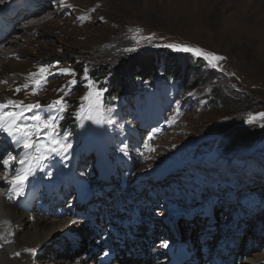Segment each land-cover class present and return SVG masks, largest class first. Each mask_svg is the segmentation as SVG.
Segmentation results:
<instances>
[{
    "label": "rangeland",
    "instance_id": "obj_1",
    "mask_svg": "<svg viewBox=\"0 0 264 264\" xmlns=\"http://www.w3.org/2000/svg\"><path fill=\"white\" fill-rule=\"evenodd\" d=\"M216 2L64 0V5L57 9L60 0H52L46 12L48 24L30 31L15 50L10 49L17 56L7 58L1 67L0 87L5 90L0 92V102L6 103L9 99L25 105L39 102L46 109L49 103L63 97L65 111H54L51 115L63 117L58 120V132L60 137L68 136L71 144L66 156L85 147L88 141L97 142L102 165L112 172V182L103 181L107 182L101 190L105 201L101 205L99 202L91 205L95 207L91 212L96 214L94 218L82 215L80 220L98 224L96 229L102 227L100 236H105L108 230L115 233L117 229L116 213L120 215L123 208L114 210L112 207L121 190H126L128 200L135 201L143 195L139 190L143 188L148 190L152 200L158 196L169 201L178 200V203H169L172 208L187 204L190 213L199 214L198 220H210L201 210L197 212L198 208L206 207L210 215L216 216L217 226L230 224L232 232L246 228L247 234L256 238L247 236L241 244L239 260L243 264H256V256L249 253H261L264 246V241L258 246L255 243L259 237L264 240V119L247 121L250 116L264 113V0H241L238 8L227 6L223 9L215 8ZM169 44L187 45L225 59L219 62L218 69L212 68L202 57L165 47ZM135 57L143 60L145 67L157 60L164 68L159 66L160 73L153 80L155 89L138 84L135 90L145 96L143 99L106 98L109 77L102 80L98 73L103 68L111 73L123 61ZM199 59L202 61L198 65L196 60ZM45 65H55L49 68L53 75L48 76V82L36 95H32L34 80L39 77H30V74L38 73ZM66 68L73 69L76 75L58 72ZM85 68L93 82L90 87L83 79ZM171 68L178 80L162 76L164 70L168 76ZM71 79H75L76 84L70 95H64L68 89L57 91ZM25 84L29 87L24 88ZM18 87L19 93L15 91ZM100 89L104 90L100 114L93 119H78L80 108H87L90 103L82 98ZM214 93L218 96L215 103L210 101ZM121 103L129 105L124 113ZM41 115H47L46 111H41ZM128 116H132L131 120ZM135 121L138 125L134 126ZM77 123L80 126L72 131ZM78 132L80 136L75 141L73 135ZM238 137L245 138L246 145L228 151L229 143ZM134 140L144 145L140 164L124 154L128 149L135 153L129 147V143L135 145ZM96 163L91 153L81 152L78 165L86 172L95 169ZM75 174L81 177L85 173L77 168ZM144 179L151 180V183L146 181L148 187ZM49 201L52 205L55 200ZM141 203L144 207L150 204L146 200ZM59 208L66 212L76 210L73 203L55 209ZM57 211L53 210V214ZM163 214L161 212L162 216L154 220L158 223L154 238L163 230L160 224ZM132 215L131 219L135 217L134 213ZM120 222L118 220V224ZM30 227L26 224L23 231ZM70 232L65 229L59 234L69 236ZM219 238L212 241L214 247L224 237ZM231 238L228 235L224 244L231 243ZM55 250L52 244V248L38 257L37 250L30 252L34 254L30 264L59 262V258L55 260ZM101 250L96 246V259ZM125 255V260L132 256L126 249L120 259ZM89 261L88 258L86 264Z\"/></svg>",
    "mask_w": 264,
    "mask_h": 264
},
{
    "label": "bare ground",
    "instance_id": "obj_2",
    "mask_svg": "<svg viewBox=\"0 0 264 264\" xmlns=\"http://www.w3.org/2000/svg\"><path fill=\"white\" fill-rule=\"evenodd\" d=\"M32 1L34 0H7L6 2L0 0V25L1 21H3L4 23H7V25L12 26L11 31L5 34L2 39H0V70H2L1 67L4 65V62L7 60V58L11 59L17 56L16 54H12L14 53V51H10V49L13 48V50H15L14 48H17V44L20 43L19 39H25V36L28 35L30 31L36 29L37 27H44L46 24H48V21H45L47 16L46 12L48 4L51 3L52 0L38 1L36 5V7L38 8L35 14L25 15V8H27V10H30L28 12L31 13V9L30 7H27V5H29ZM240 1L241 0H217V2L213 4V6L220 9H223V7L227 6L238 8L239 5L242 4H240ZM190 5L191 3L189 4V6ZM59 6L62 5L57 4V9H59ZM50 11L51 10H49L48 12ZM20 22L24 24L23 27H17L15 25V23ZM21 31L23 35L22 37H19V32ZM10 44L11 46H9ZM7 46H9L10 48L8 49V51H5L8 48ZM258 61V63L260 64V59H258ZM3 90H5V88L0 87V92H3ZM5 111H7V109ZM135 125L137 124L134 123V126ZM1 137L2 134H0V147H2L3 145L1 142ZM6 144L7 146H5ZM5 145V147L0 151V157H5L9 152H11L14 158V156L20 150L19 146H13L9 143V141H7ZM143 146V144L136 141L134 146L129 143V147H131L132 150L135 151V153H132L128 149L124 154L129 159L134 160L135 164H140L139 161L143 158V155L141 153H144ZM20 147L23 148L22 146ZM34 153V149L30 150L29 155H32ZM10 165L13 168H16L17 166L14 163L13 159L10 161ZM12 173L13 171H10V174L6 176L5 171L3 170V164L0 163V190L3 191L0 194V259H2V261L0 260V263L8 264L9 262H15L17 264H30L34 255L30 254V252L34 253L37 250L38 253L36 254V257H38V255L42 254L47 248H52V244H55V248L57 249L55 250V260L59 258V262L55 261V264H67V262L68 264H86V260H88V258L90 261L87 264H98V260H96V256H94L96 254L95 243L101 244V241H99V239L100 237L102 238V235L100 236L99 231H102V227L96 229L95 227L98 224L95 225V223H93V225H91L89 221L84 222L76 219L79 218V216H81L84 211L88 210L90 205L94 202H99V205L103 204L105 201L103 192H98L97 194L94 192L92 196L84 197L81 201V204H77V209L75 210V212H65L64 210H59L55 212V214H53V207L49 209L48 206L41 207L33 205L31 197L27 195L24 190L22 195L15 196L16 202H11V200H9L6 196L9 194L8 190L11 187V185L7 181L11 180L12 176H14ZM146 181H149L148 183H151V180H143L144 184H146V186L148 187ZM61 184L62 181L60 180H53L49 177H43L38 183V188L49 187L48 190L52 191L54 189V191L56 192ZM135 185H133L134 189H136V187H134ZM139 190H142L143 195L135 201L128 200V198L125 197L126 190H121V195L119 196L118 201L115 202L112 207V209L114 210H117L121 207L123 208V211L120 215L119 213H116L118 217L115 223L117 225L116 231L120 239L124 241V246L126 247V249L128 251H132L133 254H131L132 256L129 260L123 259V262H121L119 256H121L123 252L120 250V248H118V244L113 243L112 237H110L106 241V247L103 250H105L106 248H113L116 252V255L110 262H107L105 264H126L130 262L133 264H164V261H162L161 259L164 258L163 253H161L162 249L158 250L157 245L154 243L157 239L154 238V235L155 232H157L156 228L158 226V223H156L154 220L158 219L159 216H162L160 215L161 212H164L163 221H166L168 217H172L173 214H176L180 217L177 221L171 219L172 224L165 226L166 233H160L161 237L166 236L167 234L169 240H174L171 227L177 232L175 234L183 235V237L186 238V243L187 238L192 239L193 236L197 234L198 240L195 241V243L190 242L189 244L193 245L195 249L200 245L204 248L208 247L210 250H212L211 254L219 253V250L218 252H216L214 250V247L210 246L212 241L215 240L217 236L220 237L219 239H221V237H224L223 239H221V245L224 243L228 235L233 238L229 239L231 240V242L235 241V244L233 243L232 246V249L234 248L233 250L228 249L230 245L224 246L225 250H222L223 254H226L228 258H232L234 256L242 254V252L240 251L241 244L248 239L247 236H249V238L251 239L256 238L255 236H250V234H247L246 228L238 232H232L230 231V224L220 223V226H217L216 216L210 215L209 208H198L197 212L201 210V212H203L207 218H210V220H198L199 214L190 213L191 208L188 205L180 206L177 204L175 208H172L171 206H169V203H178V200L171 199V201H169V199L164 198V196H158L156 197V199L152 200L149 197L148 190H144L143 188ZM135 193L138 194L139 191H136ZM144 199L146 200V202L150 203L147 204V207H144L141 203L145 202ZM44 202L45 200L42 201V203ZM65 203H73V200H68L67 202L65 199H61L60 201H58L56 208L61 207ZM116 205H118V207H115ZM150 207L153 208L150 210ZM94 209L95 208H91V210L87 211L85 217L94 218V215L96 214L91 213ZM98 209H100L99 206L97 207V210ZM133 210L135 212H133ZM132 213H134L135 216L134 220L131 218L130 220H128L127 218L129 216H133ZM3 214H5L6 220H2ZM65 216L69 218L66 219ZM124 216L125 218H123ZM124 219H126L124 222L118 224V220ZM107 220L113 221L114 218H112L111 220L107 218ZM129 221L132 222L130 223ZM138 221V226H135V222ZM74 223H76L77 226H74ZM26 224L29 226L31 225V227L24 232L23 230L25 229L24 227H26ZM160 224L162 225L163 222H161ZM99 225L102 226V224ZM190 225L192 226L190 227ZM65 229L69 230V232L71 231L69 233L70 235L60 236L59 233H61L62 230ZM98 234L99 238L97 237ZM102 234L104 235V233ZM105 235L107 236L110 234L107 233ZM129 238L133 239L130 241L128 240ZM152 240L154 241L152 242ZM262 241H264L262 237H259L255 243L258 246V244L260 245ZM229 243L230 242H228L227 244ZM29 249H32L34 251H29ZM136 249H138V252L136 251ZM263 249L264 246L261 249V253H249L251 251L249 250L248 252H245L244 255H247L248 253L249 255H255V261L253 260L254 263L264 264V251H262ZM83 251L84 253H82ZM117 252H119L118 256ZM17 253H19L18 256L16 255ZM102 253L103 252L101 251L97 255V257ZM137 257H142V260L137 259ZM92 258L93 261H91ZM234 258L235 260L233 261V264L244 263L243 261L239 260V256ZM72 259L74 261H70ZM157 260L160 261L157 262ZM204 264L211 263L210 261H207Z\"/></svg>",
    "mask_w": 264,
    "mask_h": 264
},
{
    "label": "snow or ice",
    "instance_id": "obj_3",
    "mask_svg": "<svg viewBox=\"0 0 264 264\" xmlns=\"http://www.w3.org/2000/svg\"><path fill=\"white\" fill-rule=\"evenodd\" d=\"M60 4L64 5V0H60ZM165 47L172 51L191 53L194 56L202 57L209 66L212 68H219V62L223 61L225 57L219 56L213 53L204 52L201 49L190 48L187 45L169 44ZM125 51H134V49H125ZM50 67L55 65H45L39 68L38 73L30 74V77H39L34 80L32 95H36L37 92L48 82V76L53 75L49 71ZM61 75L75 76L76 73L71 68L58 69ZM83 79L88 82V86L92 85V81L89 79L88 69H84ZM76 84L75 79L69 80L65 85L61 86V89L57 91L64 92V95L71 94V88ZM29 85L25 84L24 88H28ZM17 93L21 91L18 87L15 89ZM102 89L90 92L89 95L83 97V100H89L87 108L81 107L77 113V118L93 119L94 116H98L101 112L102 104L101 97L103 95ZM66 101L61 97L47 105L44 109L42 105L37 102L36 104L25 105L22 101H13L9 99L6 103H0V133H4L11 139L12 143L16 146H22L24 149V155L18 159L19 167L13 168L10 165V161L13 159L12 153L9 152L7 156L0 157V163L3 164V170L6 176L10 174V171H14L15 175L11 180L7 182L11 185L8 199L11 200L12 196H20L23 194L25 182L30 176H33L35 170L42 167L44 160L50 159L52 156H62L66 154L71 147L68 142V136L60 137L58 132V120L62 119V116H53L52 112L63 113L65 111ZM7 109V111H5ZM41 111H46L47 115L42 116ZM31 113V115H28ZM255 119H264V113H259L256 116H250L248 123L253 122ZM264 126V125H262ZM35 149V153L29 155L30 150ZM29 251H34L29 249ZM17 256L19 253L16 254Z\"/></svg>",
    "mask_w": 264,
    "mask_h": 264
},
{
    "label": "trees",
    "instance_id": "obj_4",
    "mask_svg": "<svg viewBox=\"0 0 264 264\" xmlns=\"http://www.w3.org/2000/svg\"><path fill=\"white\" fill-rule=\"evenodd\" d=\"M142 61L143 60H140L139 58L136 57L133 59H127L126 61H123L120 67L113 68L111 73H108L109 70H107V68L105 69L103 68L102 72L98 73L100 74L102 80L109 77V84L105 92L106 98L118 99L124 97L125 100L127 99L131 100V98H134L137 95L135 88L138 84H144L150 88H153L154 86L153 80L155 79L157 74L160 73L159 66L161 67V64L158 65V61L154 60L149 64V67H145V63ZM199 61L201 62L202 59L196 60L197 63ZM200 62L198 63V65L200 64ZM173 70L174 69L172 68L169 69L168 76H166L168 72H166L165 70L161 74L163 77L165 76V78H167L168 80H178V75H176L175 74L176 72H173ZM137 80H139V82L136 84ZM185 87L183 86V88ZM217 98H218L217 94L214 93L210 101L215 103ZM126 106L127 103H125V106L123 107V112L126 111L127 108ZM69 121L73 122L71 119ZM243 139L245 138L238 137L233 141H231L229 143L228 151L245 146L246 143H244Z\"/></svg>",
    "mask_w": 264,
    "mask_h": 264
}]
</instances>
